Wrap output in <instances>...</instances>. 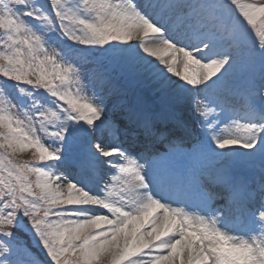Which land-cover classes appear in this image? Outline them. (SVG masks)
<instances>
[{
	"label": "snow or ice",
	"instance_id": "6c2138e0",
	"mask_svg": "<svg viewBox=\"0 0 264 264\" xmlns=\"http://www.w3.org/2000/svg\"><path fill=\"white\" fill-rule=\"evenodd\" d=\"M0 264H264V0H0Z\"/></svg>",
	"mask_w": 264,
	"mask_h": 264
},
{
	"label": "rangeland",
	"instance_id": "374dc122",
	"mask_svg": "<svg viewBox=\"0 0 264 264\" xmlns=\"http://www.w3.org/2000/svg\"><path fill=\"white\" fill-rule=\"evenodd\" d=\"M189 118H190V121L193 124V127L195 128L196 127L195 118L191 117L190 114H189ZM161 151H163V147H161ZM19 159H21V160H32V159H34V157L32 155V151L31 150H26L24 153L19 154ZM237 171L240 174H243V175H246V176H256V175H258V170L255 171V172L249 173V172L245 171L244 169L238 168Z\"/></svg>",
	"mask_w": 264,
	"mask_h": 264
}]
</instances>
